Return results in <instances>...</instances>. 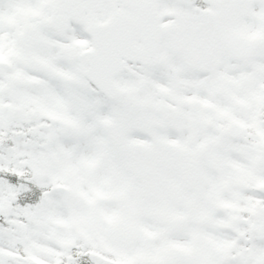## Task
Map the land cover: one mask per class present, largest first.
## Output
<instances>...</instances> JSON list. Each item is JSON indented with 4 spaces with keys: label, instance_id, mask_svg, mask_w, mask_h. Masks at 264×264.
I'll list each match as a JSON object with an SVG mask.
<instances>
[{
    "label": "snow or ice",
    "instance_id": "obj_1",
    "mask_svg": "<svg viewBox=\"0 0 264 264\" xmlns=\"http://www.w3.org/2000/svg\"><path fill=\"white\" fill-rule=\"evenodd\" d=\"M0 264H264V0H0Z\"/></svg>",
    "mask_w": 264,
    "mask_h": 264
}]
</instances>
